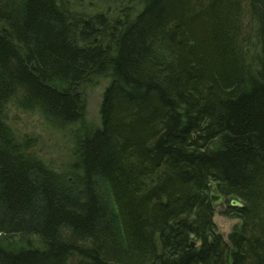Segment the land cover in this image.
Instances as JSON below:
<instances>
[{
  "label": "trees",
  "instance_id": "obj_1",
  "mask_svg": "<svg viewBox=\"0 0 264 264\" xmlns=\"http://www.w3.org/2000/svg\"><path fill=\"white\" fill-rule=\"evenodd\" d=\"M74 1L0 0V112L22 90L71 123L80 84L112 78L63 173L24 156L0 113V264H264V0H118L132 7L111 29L75 23ZM209 180L240 220L227 241Z\"/></svg>",
  "mask_w": 264,
  "mask_h": 264
},
{
  "label": "rangeland",
  "instance_id": "obj_2",
  "mask_svg": "<svg viewBox=\"0 0 264 264\" xmlns=\"http://www.w3.org/2000/svg\"><path fill=\"white\" fill-rule=\"evenodd\" d=\"M63 3L66 0H62ZM77 3L81 4L84 0H75ZM116 1L118 0H101L98 2V6L95 10L94 4L85 2L80 10L85 13H92L100 10H114L116 6ZM124 2V1H123ZM122 2V3H123ZM95 4V5H96ZM77 9V7H76ZM75 9V10H76ZM79 9V8H78ZM74 9L70 4V11ZM116 14V12H110ZM109 30L107 31V33ZM92 37H97V35H92ZM100 37V36H99ZM98 37V39H99ZM104 36H101V39H104ZM89 83V84H88ZM85 86H89L90 88L93 85L92 82H82L77 89V92H81L82 89L85 93V100L87 99V110L85 113V117L82 116L77 118L75 121L84 120L91 125L92 127H99L101 125L99 108L101 102V93L103 91V85L98 87H92L91 90L85 88ZM23 91H17L11 98L8 103L3 107V116L5 123L9 127L14 142L20 144V146L28 147L32 145L30 149H28L27 154L33 160L39 161L41 164L45 165L47 168L53 170L55 173H63L69 167L70 162H72L73 158V140L74 137L80 136L81 134H90L89 130L85 129V122L80 125L77 122H71L70 127L72 129H68V126H64L66 130H59V133L52 135L50 131V127L48 126L49 121L44 118V115L40 112V110L36 107H32L28 109V107H23ZM83 100V98L81 97ZM64 124V123H63ZM62 125V124H61ZM88 126V125H86ZM83 127V128H82ZM88 132V133H87ZM10 141V137H6ZM82 141V140H81ZM2 150L9 151L6 147H1ZM26 157L27 155L24 154ZM75 162V161H74ZM98 180V187L101 188L102 193L105 195L108 203L109 209L111 212H114L115 204L113 201L112 194L109 190V186L103 185L101 186V178ZM224 206L215 209V213L213 216V221L216 225V228L219 233H223L224 239L227 238L229 231L237 224L240 223L239 218H230L222 214L224 210ZM116 216V214L114 213ZM115 221L119 222L118 217H115ZM30 242L36 244L34 240L35 236H28ZM17 238L11 237L9 240L13 247L20 245L18 244Z\"/></svg>",
  "mask_w": 264,
  "mask_h": 264
},
{
  "label": "bare ground",
  "instance_id": "obj_3",
  "mask_svg": "<svg viewBox=\"0 0 264 264\" xmlns=\"http://www.w3.org/2000/svg\"><path fill=\"white\" fill-rule=\"evenodd\" d=\"M99 1H101V0H88V3H91V4H94L93 6H95V8L93 9V10H95L96 8H97V4H98V2ZM75 2V8H74V12L75 13H73V14H71V17H72V19H74V21H75V23L76 22H81V24L83 25V23H91L92 24V26H93V29H97V27H98V22H99V20H98V17L99 16H101L104 20H105V22L107 23V22H110V24H108L107 26H105L107 29H111V28H113V25H114V23H116V21L117 20H121V18H122V15L124 14H126L130 9H131V7H132V5H131V3L130 2H128V3H126L125 5L124 4H121V5H119V6H117V7H115V9L114 10H100V11H96V12H94V13H92V11L93 10H91V13H85L84 11H82V10H80V8L82 7V5L86 2L87 3V0H84L81 4H79V3H77L76 1H74ZM97 3V4H96ZM96 4V5H95ZM76 7H77V9H76ZM79 8V9H78ZM76 9V10H75ZM73 12V11H72ZM110 12H116V14L114 15V13H110ZM126 18H128V17H126ZM85 26H83V28H84ZM82 28V27H81ZM79 31H80V28H79ZM81 32V31H80ZM80 32L78 33V35L80 34ZM81 36V35H80ZM80 38V37H79ZM255 37L254 38H252L251 40L255 43ZM78 41H80V39H78ZM81 42V41H80ZM79 46H83L84 48H86V47H89L90 48V46H91V41H87L86 43H83L82 45H79ZM246 50V49H245ZM243 54H244V52L242 51V56H243ZM255 54V53H254ZM252 56L253 55H245V60L248 62V64H250V61H252ZM111 81H112V78L111 77H107V76H94L92 79H91V81L90 82H92L93 83V85L94 86H92V87H98V86H100V85H103V91L106 89V87L108 86V85H110V83H111ZM89 84V83H88ZM91 87V88H92ZM85 88H87L86 89V91L88 90V88H90L89 86H85ZM91 88H90V90H91ZM83 90L84 89H82V91L81 92H77V96L81 99V97L83 98V107H82V116L83 117H85V113H86V110H87V99L85 100V93L83 92ZM85 91V90H84ZM103 91H102V93H101V99H102V95H103ZM6 102H4L2 105H1V107H2V109H3V107L5 106V104L6 103H8L9 101H10V97H7L6 98V100H5ZM1 113V119H2V122L7 126V124L5 123V120H4V116H3V110L0 112ZM45 118V117H44ZM46 119V118H45ZM84 122H85V129L87 130H89V132H90V130L91 129H94V127H92L91 125H89L85 120H84ZM62 123H60V122H58V121H56V120H51V123L49 122L48 123V126L50 127V131H51V133H52V135H54V134H57V133H59V130H66V128L64 127V126H68V129H72V127H70V124L71 123H64V124H62ZM86 125H88V126H86ZM8 127V126H7ZM9 128V127H8ZM95 128H97V127H95ZM88 133V132H87ZM86 134H81L80 136H75L74 137V140H73V143L74 144H77V142L78 141H80V140H83L82 138H84V136H85ZM18 145H20V144H18ZM32 147V145H30V146H28V147H25V146H20V148H21V151L23 152V154H26L27 155V157H30L28 154H27V152H28V149H30ZM25 156V155H24ZM36 161V160H35ZM51 170V169H50ZM98 178H101L102 180H101V186L103 187V185L102 184H104V185H108L109 186V190H110V192L112 193V188L110 187L111 185H110V183H108V181H107V179L103 176V177H98ZM208 182H211V183H209V186L208 187H210V185H212L213 184V182L211 181V180H209ZM214 185V184H213ZM103 190V189H102ZM114 210H115V208H114ZM218 231V230H217ZM219 233V232H218ZM190 246H192L193 248H197L198 247V243L197 242H195V241H193V240H191L190 241ZM230 254V253H229ZM232 258V257H231Z\"/></svg>",
  "mask_w": 264,
  "mask_h": 264
},
{
  "label": "water",
  "instance_id": "obj_4",
  "mask_svg": "<svg viewBox=\"0 0 264 264\" xmlns=\"http://www.w3.org/2000/svg\"><path fill=\"white\" fill-rule=\"evenodd\" d=\"M209 190H210L209 198H210V202H211L212 207L213 208L220 207L225 202L223 196L219 194L218 190L216 189V186L213 184L210 185ZM229 204L232 207H241L242 206V203L239 202L238 200H235V199L230 200ZM231 254H232V252L228 256V264H232Z\"/></svg>",
  "mask_w": 264,
  "mask_h": 264
}]
</instances>
